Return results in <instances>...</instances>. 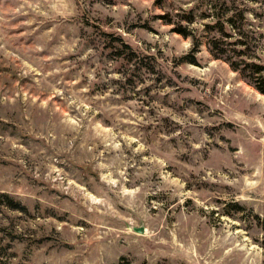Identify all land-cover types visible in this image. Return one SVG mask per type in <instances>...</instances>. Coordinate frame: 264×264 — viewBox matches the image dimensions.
<instances>
[{
  "label": "rangeland",
  "instance_id": "1",
  "mask_svg": "<svg viewBox=\"0 0 264 264\" xmlns=\"http://www.w3.org/2000/svg\"><path fill=\"white\" fill-rule=\"evenodd\" d=\"M230 1L264 63V0ZM210 3L0 0V264H264V94ZM195 6L186 63L161 15Z\"/></svg>",
  "mask_w": 264,
  "mask_h": 264
},
{
  "label": "trees",
  "instance_id": "2",
  "mask_svg": "<svg viewBox=\"0 0 264 264\" xmlns=\"http://www.w3.org/2000/svg\"><path fill=\"white\" fill-rule=\"evenodd\" d=\"M210 2L208 9L201 12L204 18L212 20L204 24L209 52L215 58L228 62L249 84L264 94V63L256 53L259 48L256 41L257 36H255L256 31L250 23L247 11L242 8L231 11L230 0H210ZM196 12L197 6L187 11L182 10L177 14L176 22L172 17H168L169 15H161L166 23H176L173 29L175 32L186 38H192L193 46L190 52L181 57V61L186 63H197V52L204 40L198 35L197 28L191 27ZM212 32L218 34H212ZM12 202L14 201L10 202L13 205Z\"/></svg>",
  "mask_w": 264,
  "mask_h": 264
}]
</instances>
